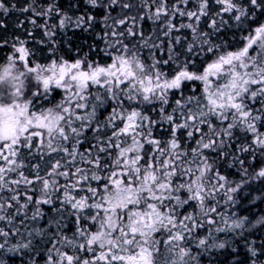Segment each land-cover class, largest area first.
Returning a JSON list of instances; mask_svg holds the SVG:
<instances>
[{"label": "snow or ice", "instance_id": "1", "mask_svg": "<svg viewBox=\"0 0 264 264\" xmlns=\"http://www.w3.org/2000/svg\"><path fill=\"white\" fill-rule=\"evenodd\" d=\"M0 264H264V0H0Z\"/></svg>", "mask_w": 264, "mask_h": 264}, {"label": "trees", "instance_id": "2", "mask_svg": "<svg viewBox=\"0 0 264 264\" xmlns=\"http://www.w3.org/2000/svg\"><path fill=\"white\" fill-rule=\"evenodd\" d=\"M0 55H2V54H0Z\"/></svg>", "mask_w": 264, "mask_h": 264}]
</instances>
